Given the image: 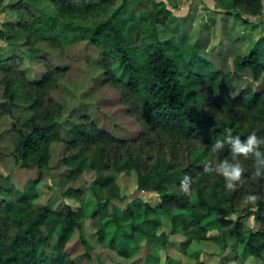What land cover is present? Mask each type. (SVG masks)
Segmentation results:
<instances>
[{"label":"trees","instance_id":"1","mask_svg":"<svg viewBox=\"0 0 264 264\" xmlns=\"http://www.w3.org/2000/svg\"><path fill=\"white\" fill-rule=\"evenodd\" d=\"M6 1L0 0V11ZM215 1L246 22L264 10V0ZM9 5L15 18L5 25L25 34L29 55L41 68H29L20 54L0 57V120L10 116L16 134L11 155L42 176L53 145L63 142L61 162L69 181L87 170H94L95 178L90 193L73 186L65 190L77 204L55 206L35 201L40 177L20 189L4 185L0 172V264H79L68 246L77 231L83 233L87 219L99 243L132 258L145 238L162 237V247L168 244L169 236L159 233L160 213L170 219L172 233L185 236L181 248L195 258L194 241L211 239L227 248L232 237L244 241L246 253L261 255L264 144L254 146L259 156L250 151L234 159L227 137L239 136L242 142L252 132L264 137V36L247 52L233 55V46L220 47L211 57L206 41L180 35L163 0H17ZM6 37L0 29V38ZM78 43L93 52L87 56L98 73L92 79L119 89L140 134L115 132L92 104L67 111L56 98L71 69L67 51ZM46 47L55 49L57 60ZM243 75L252 82L240 87ZM217 140L222 144L213 151ZM224 161L242 167L231 188L215 171ZM131 172L137 173L140 190L157 192L156 205L139 196L122 210L113 204L123 198L118 174ZM186 176L184 191L180 182ZM249 216L255 228L245 222ZM81 241L89 258L93 245L85 235Z\"/></svg>","mask_w":264,"mask_h":264},{"label":"rangeland","instance_id":"2","mask_svg":"<svg viewBox=\"0 0 264 264\" xmlns=\"http://www.w3.org/2000/svg\"><path fill=\"white\" fill-rule=\"evenodd\" d=\"M17 0H7L6 9L0 11V29L7 32L6 38H0V57L11 54H20L26 58L29 68L41 70L40 64L35 63L33 56L29 55L30 48L24 44L25 34L19 30L9 29L5 23L14 20V12L10 5ZM31 1V0H30ZM172 8L174 21L172 22L180 33L186 35L193 42L206 41L205 50L211 57L218 53L220 47L233 46L236 50L247 52L259 38L264 36V10L259 16H248V22L243 18L221 10L216 6L215 0H163ZM213 46V47H212ZM53 60H57L55 49L46 47ZM214 53H213V51ZM68 57L65 63L71 64V69L64 78L61 89L54 92L56 98L67 106V111L78 104L86 106L92 104L101 121L119 134H140L141 126L137 118L130 113L124 103L118 88L113 86H98L93 80L95 71L94 63L87 56L93 54L85 47L84 43L72 45L67 51ZM214 54V55H213ZM231 59L228 60V65ZM227 65V66H228ZM252 82L251 76L243 75L239 82L240 87ZM260 86L263 82L256 83ZM12 118L4 116L0 120V142L2 155L0 157V172L3 174L1 182L4 185L14 184L20 189L31 179L40 177V197L37 203H47L61 206L64 201L77 202L64 196L65 190L70 186L79 187L88 193L89 187L95 178L94 170H87L77 181H69L67 178L68 167L62 162L64 143L57 142L52 147V160L42 176L36 167H23L17 163L11 151L13 149L15 132L11 128ZM122 189L123 198L113 201L120 210L134 197H142L153 205L159 202V196L154 190H140L136 172L120 173L117 176ZM163 220L159 233L165 232L169 236L168 244L162 247V237L145 238L140 243L138 253L132 258H125L116 251H110L101 243L95 235V228L90 219L85 220L84 230L81 234L76 232L69 244V250L73 257L78 258L79 264H195L201 260L203 264H264V250L260 256H254L245 252L244 241L236 238L228 239V247L222 248L213 240L194 241L191 248L199 253V258L191 256L181 248V242L185 236L171 232L170 219L160 213ZM236 218L237 215H233ZM245 222L252 228L256 227L254 216L246 218ZM81 235H85L93 245L90 257L84 256L85 247L81 241Z\"/></svg>","mask_w":264,"mask_h":264},{"label":"clouds","instance_id":"3","mask_svg":"<svg viewBox=\"0 0 264 264\" xmlns=\"http://www.w3.org/2000/svg\"><path fill=\"white\" fill-rule=\"evenodd\" d=\"M227 139H231L233 141L232 144V152H233V158L235 159L236 153H244L247 154L250 151H255V155L259 156L260 151L254 146L259 144H264V137L258 138L255 134V132L250 133L246 139L242 142L240 140L239 136L232 137L228 136ZM222 144V141L217 140L215 144L212 146V150L215 151L217 148H219ZM211 171V169H208ZM215 171L222 173L226 177V186L231 188L233 187V180H237L240 177V173L242 171V167L240 163L237 161L235 163H230L228 161L222 162L220 165H218L215 169ZM256 174H260V169L258 168L256 170ZM180 187L182 190L187 191L188 190V178L185 177L184 180L180 182ZM249 199H254V196H249Z\"/></svg>","mask_w":264,"mask_h":264}]
</instances>
